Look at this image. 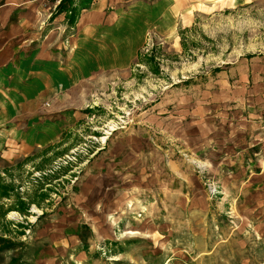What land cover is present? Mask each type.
I'll list each match as a JSON object with an SVG mask.
<instances>
[{
    "label": "rangeland",
    "instance_id": "obj_1",
    "mask_svg": "<svg viewBox=\"0 0 264 264\" xmlns=\"http://www.w3.org/2000/svg\"><path fill=\"white\" fill-rule=\"evenodd\" d=\"M56 1L64 40L78 0ZM131 14L132 57L46 99L47 143L0 164V264H264L252 189L224 188L200 164L198 143V114L217 141L222 115L233 119L224 96L240 77L264 76V0H135ZM169 164L201 181L193 200L171 192L183 183ZM97 196L109 203L95 205ZM63 208L64 236L36 233Z\"/></svg>",
    "mask_w": 264,
    "mask_h": 264
},
{
    "label": "crops",
    "instance_id": "obj_2",
    "mask_svg": "<svg viewBox=\"0 0 264 264\" xmlns=\"http://www.w3.org/2000/svg\"><path fill=\"white\" fill-rule=\"evenodd\" d=\"M53 1L0 0L2 168L17 158L30 155L35 147L49 140L47 112L44 115L39 113L40 108L48 105L46 99L50 102L48 106L53 105L50 97L60 101L67 91L72 93L78 79L88 77L93 69L114 66L122 59L121 54H124V60L131 58L129 51L139 43L137 24L131 25L130 15L135 0H91L77 14L73 33L64 40L61 33L65 28L64 16L52 12L57 3ZM121 43L127 45L123 52ZM259 73L258 70L249 78L240 77L241 82L233 86L231 96H224L235 103L230 112L233 119H226L227 116L221 114L223 126L216 129L219 131L217 141L203 127L209 118L208 113L198 114L201 124L198 143L200 148H207L200 164L218 181L229 185L224 188L233 193L237 190L241 193L244 187L252 189L249 200L253 202L247 200V203L254 210L258 208L262 218L258 219V223L264 227V76H259ZM226 121L234 122L231 130H226ZM169 165L175 178L183 183L171 192L178 194L177 199L193 200L195 194L201 191V181L195 173L185 175L181 165ZM92 176L103 181V174ZM131 186L132 183L129 188ZM123 191L119 195L122 198ZM124 198L120 201L123 205ZM93 199L97 206L109 203L101 196ZM236 210L242 213V203L237 205ZM93 212L87 213L93 215ZM66 213H70L68 209L64 210V214L62 212L56 223L50 221V224H45L47 232L36 233L54 240L61 238L64 236L61 229L66 228ZM60 225L63 227H58ZM55 226L58 232H55ZM2 237L7 236L0 235Z\"/></svg>",
    "mask_w": 264,
    "mask_h": 264
},
{
    "label": "trees",
    "instance_id": "obj_3",
    "mask_svg": "<svg viewBox=\"0 0 264 264\" xmlns=\"http://www.w3.org/2000/svg\"><path fill=\"white\" fill-rule=\"evenodd\" d=\"M91 2V0H78V3L76 5V9L74 12H71L69 18H68V23L69 24H74V21L76 19L77 14L82 8H85L88 6V4Z\"/></svg>",
    "mask_w": 264,
    "mask_h": 264
},
{
    "label": "built area",
    "instance_id": "obj_4",
    "mask_svg": "<svg viewBox=\"0 0 264 264\" xmlns=\"http://www.w3.org/2000/svg\"><path fill=\"white\" fill-rule=\"evenodd\" d=\"M43 1V0H42ZM44 1H49V0H44Z\"/></svg>",
    "mask_w": 264,
    "mask_h": 264
}]
</instances>
